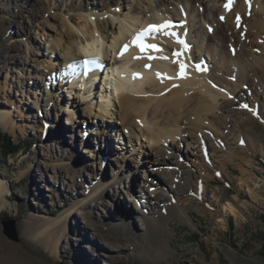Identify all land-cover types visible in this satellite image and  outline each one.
<instances>
[{
  "label": "rangeland",
  "instance_id": "rangeland-1",
  "mask_svg": "<svg viewBox=\"0 0 264 264\" xmlns=\"http://www.w3.org/2000/svg\"><path fill=\"white\" fill-rule=\"evenodd\" d=\"M8 1L0 0V7ZM236 2L237 0L234 3ZM23 3V6L19 8L22 12L14 9L12 3L10 4L11 14L0 11V17L13 20V22H7L0 18V85H4L5 77L11 78V82L15 84L18 82V86L23 89H20L19 94L24 91L22 94L23 107H25L23 116H26L28 112L30 114V119L18 117L16 111L8 105L11 100L16 102L20 98L15 94L18 89L17 84L11 93H6V101L3 92H0V112H11V118H15L18 125H25V131L22 134L19 130L13 133L7 131L4 129L5 124L0 123V133L12 137L21 146L17 153L8 155L6 158L0 151V181L7 185L5 200H1L3 201L1 204L5 203L6 207L0 213V264H264V123L262 121L254 125L257 144L251 149L248 146L245 148L241 145L235 146L232 140L230 142L232 146L225 145L224 141L220 143L214 136L208 137L210 130L205 129L202 131L205 137L203 138L202 134L200 136L206 145L205 151L201 152L202 158L193 148L197 147L196 144L189 146L182 141L179 146L181 154L172 151L173 156L178 153L179 156L181 155L179 162L182 164L181 167L183 166V171L188 172L189 175L184 174V178L183 172H180L179 177L174 180L172 179L174 176L172 177L169 173L155 176L160 179L159 186L162 189L157 191L165 193L168 199H173L172 203L178 202L181 208L188 212L190 221L181 218V211L180 214L178 213L179 216L177 214L169 216L170 220L168 219L166 229L168 232L165 237L171 245V251L167 257L159 258L153 253L150 255L133 243L117 242L118 248L114 250L106 245L115 244L116 241H102L95 235L90 225L94 222L95 225L103 228L105 234L113 235L112 226L108 223L115 222L119 217L117 214L120 210H113V207H117V201L127 205L135 219L139 217L137 207L141 208L139 205L143 202L139 185L151 183L157 186L158 184L154 175L150 173V165H144L140 161L143 156L148 157L149 154H151V161L155 157L148 143L142 138L141 148L138 146L137 150H133L136 162L133 161L130 164L134 169L129 174L127 172L133 188L129 187L127 192L120 193L122 190L117 189L119 183L115 184V187L109 185L100 200L102 204L98 205L99 199L95 202L98 205L95 213L99 216L83 217L77 214L78 206L75 207L74 213H71L76 200H82L84 195L97 185V181L104 185L106 181L113 180L115 172L118 171L117 159L121 156V150L116 149L119 148L120 132L118 134L119 125L116 119L106 118L102 122L96 119L95 111L90 116L85 113L87 102L91 101L90 103L93 102L97 107L101 101L99 96L104 89V77L96 76L98 79L95 83L98 81L96 83L98 87L95 86L90 99L83 100L79 97L78 90L70 95L72 79L70 82H67L68 80L62 82L64 79L62 75L66 74L60 66L63 61L62 49L55 50L51 55L48 51L54 38H62L65 43L71 42L70 37L76 40V34L70 35L69 29L79 26L81 20L77 17L80 15L86 17L87 14H92L96 22L98 20L102 23L107 20L114 22L113 31L107 32L109 29L103 31L110 38L103 44L104 51L107 53V60L104 58L103 60L105 65L116 62L119 64L118 60L123 59L118 58L116 52L114 53L108 46L114 36L113 33L119 32L120 23L117 18L125 19L126 15L131 16L129 12L135 9L140 11V8L146 10L144 14L147 15L146 17H152L154 13L148 10L158 7L161 8V13L167 11L165 13L171 20L173 19L176 28L188 34L190 44L188 50L181 46L182 49L178 51L180 55L177 56L185 58L191 56L195 58H193L194 61L200 59L202 63L197 66L202 69L204 65V68L209 70V76L223 81L227 80V77L217 70L214 61L212 62L211 57L207 55L205 43L208 41V36H214L221 26L228 25L226 24L228 23L227 15L240 9V4H236L237 6L234 4L230 8L231 11L225 12L223 0H144L141 2L140 0H23ZM254 7L252 3L249 15L239 11L241 24L244 20L248 22L254 19ZM219 11L225 12L223 19ZM178 14L180 18L176 17ZM182 14H185V19L181 17ZM65 23L67 27H64ZM219 24L221 26L218 28ZM94 27H97V24L93 26L91 23V29ZM191 27L195 40L190 36L192 35ZM28 29H31V33L27 38L24 33ZM225 34L230 40L231 35L224 31ZM263 34L261 39L256 41L260 44L257 43L259 46L253 50L255 54L262 51L264 47ZM23 40L25 41L22 42ZM228 40L227 43L221 41V44L218 38L213 37V43L218 46L221 54L231 51L232 47L230 48L231 44ZM232 41L234 53L241 52L242 45L239 46V42L234 39ZM8 42L21 43L23 50L28 49L29 55L21 54L19 58L21 63L10 65L4 50V45ZM177 44L179 43L176 42L175 47H178ZM155 53L157 54V50ZM37 67L41 68L40 72L35 71ZM186 70L187 67L185 73ZM32 77L43 80L39 81ZM222 84L215 83L213 89H226ZM229 88L228 86L227 89L231 90ZM227 99L231 101L234 96L230 95ZM69 110L75 114L73 122L69 120L66 113ZM113 113L112 111L110 115ZM86 120L88 124L85 123ZM102 128H109L108 133L111 135L96 136L97 134L93 133V131L102 132ZM120 128L124 131L122 126ZM123 135H127L125 131ZM108 141L111 143V148L114 147V152H117L115 156L108 155L106 147ZM63 150L65 154L62 153ZM131 150L132 148L129 149L130 153ZM168 151L171 150L168 149ZM70 153L73 155L68 162L60 161L62 154L66 157ZM228 153L234 154L235 158L226 160ZM81 167L84 168L83 172L73 187L71 186L72 174ZM63 179L66 184H63ZM239 180L247 183L240 185ZM173 181L178 189L172 184ZM182 186L185 193L179 195V189ZM170 188L175 189L176 192H172ZM249 188L252 189V194L248 192ZM114 193L117 195L115 198ZM149 193V191L145 194L143 192L148 201L152 199ZM186 199L200 203L203 210L205 209L204 213L201 214L197 209L192 208L191 202ZM228 202L236 209V215L226 211ZM68 210L71 220L66 224L65 236L60 239L55 254H52L38 240H32L24 234V224L28 220L57 218ZM9 219L16 221L18 241L9 239L5 234L3 221ZM141 228L143 225L137 220L134 231L142 234Z\"/></svg>",
  "mask_w": 264,
  "mask_h": 264
},
{
  "label": "bare ground",
  "instance_id": "bare-ground-1",
  "mask_svg": "<svg viewBox=\"0 0 264 264\" xmlns=\"http://www.w3.org/2000/svg\"><path fill=\"white\" fill-rule=\"evenodd\" d=\"M141 1L144 0H140V2ZM235 1L236 0H234V2ZM223 2L226 4L228 0H223ZM234 2L231 4L230 8L234 6ZM11 3L14 5V9L18 12H22V9L19 10V8L21 5L23 6V0H9L7 4L1 5L0 11L2 13L6 12V14H11ZM252 3L255 6L254 19L247 20L248 22L244 20L241 24L242 21L239 11L249 15L248 13L252 9ZM104 4L107 5L106 3ZM236 4H240V9L227 15L228 23L226 24L228 25H226V27H222L220 24L219 26L217 25L218 28L221 26L219 31H216L214 36H208V41L205 43L206 53L211 57L212 62L214 61L213 63L218 69L215 68L227 77V80L223 81L222 79L209 76V70L207 71L203 64L202 69L200 68V70H198V63H202L200 59L194 61V57L190 55V57L186 58L177 56L176 54L182 49L181 46L183 45L177 44L178 47H175L176 37L163 33L154 35L150 39L144 38V43L156 45L157 48L160 49L157 51V54L155 53L156 50L151 48L142 52L140 48L132 43L139 33V28L141 29V26H146L150 23L153 24L159 20L163 21V23H167L165 20H171L170 16L166 14L167 11H165L166 13H161V8L156 7L150 10H148V8V12H152L154 15H152V17H146L147 15H144L146 10L140 8V11L135 9L132 10L131 13L129 12L131 16L126 15L125 19L117 18L120 23L119 32L117 34L113 33L114 36L108 46L112 48L114 53L116 52L118 58H122L123 60H118L120 62L119 64L117 62V64L114 62L115 64L110 65L106 63L108 74L104 75V83L105 81L106 83L111 81L112 89L109 92V87L106 88L104 85V89H102L99 96L101 101L97 104V107L94 106L93 102L90 103L91 101H89L87 102L85 113L90 116L95 111L96 119L102 122L105 121L106 118L116 119L119 125L118 134L120 132L118 136L119 148L116 149L121 150V156L117 159L118 171L115 172L113 180L106 181L104 185L97 181V185L93 187L94 189L91 188V190L84 195L82 200H76L71 208V213H74L75 207L78 206L79 211L77 214L83 217L90 218L92 215L99 216V214L95 213V210L99 204H102L100 200L105 195L104 190H106L109 185L114 186L119 183L117 185L118 188L117 186L116 188L122 190L120 193L123 191L127 192L129 187L131 189L133 188L130 185L131 182L129 181L128 174L134 169L130 163L133 161L136 162L133 150H137L138 146L141 148L143 145L141 144L142 138L148 143L147 145L151 148L152 155H154L155 158L151 161V154L148 153L149 156H143L140 162L144 165H150V173L154 175V178L157 176L159 177L161 174L165 175L164 173H169L172 177L174 176V178L171 177L173 180L179 177L180 172H183L182 175H189L188 172L183 171V166L181 167L182 164L179 162V157L181 156L178 155L180 153L179 146L182 141L186 142L189 146H192L191 144H196L195 146L197 147L193 148L198 154L200 153L199 157L202 158L201 152L202 150L203 152L205 151L206 146L204 140H202L205 137L202 131H205V129L210 130L209 134H207L208 137L212 135L216 141L218 140L220 143L224 141L225 145H231L230 142L232 140L235 146L241 145V147L244 148L248 146L250 149L256 146L257 138L255 137L254 125L261 121L264 123V47L258 54H255L253 50L259 46L257 43L260 44V42L256 43V41L261 39L260 37H262L264 31V0H237ZM223 11H219L221 17L225 16L226 8L225 12ZM180 14L176 17L180 18ZM82 16L80 15L77 17L78 20H81L82 25L79 23V26L76 28L74 26V29H69L70 35L76 34V40H72V37H70L71 42L65 43L62 38H54V40L52 39L50 50L48 51H50L49 55H51L55 50L59 48L62 49L63 61L60 66L65 70L72 68L70 69L71 71L68 72L69 74H63V77L60 76V78H64L62 82L64 80L70 82V79H72L70 82V95H73V92L78 90L79 97H82L83 100H87L90 99V96H92L95 90V77L100 73L98 71L100 68L96 65L101 62L102 58L107 60V53L104 51L103 44H105V41H109L110 38H108L109 36H106L103 31H107L108 29L107 32L110 30L113 31L114 22L109 20L104 21V23H102L101 20L96 22L92 14H87L86 17ZM181 17L185 19V14H182ZM0 18L3 21L13 22L11 19L7 20L6 17ZM91 23L93 26L97 24V27L91 29ZM171 26L172 27L167 29V32L176 33L179 39L184 40L189 47L188 34L173 27V25ZM64 27H67L66 23ZM191 31L192 35L190 36L194 39L193 29ZM224 31L231 35L229 36L230 40H228L229 38L226 37V34L224 35ZM29 33H31V29L26 30L24 33L27 38ZM106 34L108 35V33ZM213 37L218 38L219 41L223 43H227L228 40L231 44L230 48L232 47L230 49L231 51L227 49L228 51L221 54L218 50V46L213 43ZM233 39L239 42V46L242 45L241 52L238 51L239 53L237 54H235L233 50ZM24 41L25 40L22 42ZM125 45L128 46L126 51L124 50ZM201 46L204 47L203 45ZM4 50L7 54L6 60L10 65L21 63L19 61L21 54L29 55L28 49L23 50L21 43L17 42L14 44H12V42L6 43L4 45ZM122 52L123 55H121ZM149 56L154 58L148 59ZM88 57L93 61H98L95 62V68L91 66V73L79 70V61L85 58L89 59ZM164 57L167 58L165 59ZM181 63L185 64L187 67L186 75L183 78L179 75ZM40 69L41 68L37 67L35 71L40 72ZM158 73L160 74L159 76ZM79 74H81V80H78ZM32 79L39 81L43 80L38 77H32ZM214 82L217 84L223 83L226 89H213L215 85ZM3 84V86L0 85V92H3V97L6 101V93H11L14 86L16 84L18 86V82L15 84V82H11V78L5 77ZM228 86L231 90L227 89ZM20 89L23 90L21 86H18L15 93L16 96L20 98L17 99L16 102L14 100L8 101V105L11 106L12 110L16 111L18 117L22 116L24 119H30L29 112L26 116H23V109L25 107H23L22 94L24 91L19 94ZM230 95L234 96V99L231 101L227 99ZM95 107L97 108L96 110ZM112 111L114 113L110 115ZM10 113L11 112H0V123L5 124L4 129L7 131L13 133L19 130L23 134L25 125H18L14 120L15 118H11ZM66 113L69 116V120L73 122L75 119L73 111L69 110ZM30 123L31 122H29V124ZM85 123L88 124L87 120ZM120 126L123 127L127 135H123L124 131L121 130ZM108 129L109 128H102V132L93 131V133L97 134L96 136L106 135L109 137L111 134L108 133L110 132ZM201 134L203 138L200 137L202 136ZM222 137L223 139H221ZM107 144L108 155L115 156L117 152H114V147L111 148V143L109 141ZM131 148L132 150L130 153L129 149ZM168 149L171 151H168ZM173 150L179 153L173 156ZM62 153L65 154L64 150ZM64 154H62L60 159L62 162H68L73 155V153H70L68 156L64 157ZM227 158H235V155L228 153L226 160ZM87 166L88 165H86V167ZM163 167H165V169H163ZM83 169L84 168L81 167L72 174L71 186L74 187L76 185L78 179L81 177L80 174L83 172ZM185 175L182 177L185 178ZM181 179L179 178V180ZM155 180L158 181L157 186L151 183L139 185L143 202L139 205L141 208L137 207L139 214L137 219H135L136 217L133 215V212L129 211L127 205L117 201V207H113V210H120L119 214H117L119 217L115 222L108 223V225L112 226L113 235L105 234L103 228H101L100 225H95L94 222L90 225L95 235L101 238L102 241H116L115 244L111 243L106 245L108 248L110 247L116 250L118 248L117 242L133 243L150 255L154 254V256H158L159 258L169 255L171 245L168 243L167 237H165V234L168 232L166 229L168 227L167 222L169 216L176 214L179 216V212L181 211L182 219L190 221V218L188 212L183 210L178 202L174 204L172 203L173 199H168L169 197L165 193H158L157 190H162L159 186L161 182L159 178ZM239 181L240 185H245L247 183L244 180ZM62 182L66 184L64 179ZM134 183L136 182L134 181ZM172 184L177 186L174 181ZM6 186L0 181V213L6 207L5 203L1 204V202H3L1 200H5ZM101 190L103 191L101 192ZM146 191L150 192V198H152L150 201L143 195V192L145 194ZM171 191L176 192L173 188ZM184 191L185 189L182 186V188L179 189V195L185 193ZM248 192L250 194L253 193L251 188L248 189ZM113 197L115 198L117 195L114 193ZM96 200H98V205H96L97 203L95 204ZM187 200L191 202L190 205L192 208L197 209L201 214L204 213L205 209L203 210L200 203L192 199H186V201ZM131 201L133 202L134 200ZM232 206L233 205L228 202L226 204V211L232 215H236V209ZM68 212L69 210L63 212V214L57 218L48 217L37 219L36 221L32 220L33 222L28 220V222L24 224L23 232L26 236L31 237L32 240H38L46 249H49L52 254H55L58 250L60 239L65 236V231L67 230L66 224L71 220L70 213ZM98 216L96 217L98 218ZM220 219L224 221V219ZM137 220L143 225V228H141L142 234L134 231V228L137 227Z\"/></svg>",
  "mask_w": 264,
  "mask_h": 264
},
{
  "label": "snow or ice",
  "instance_id": "snow-or-ice-1",
  "mask_svg": "<svg viewBox=\"0 0 264 264\" xmlns=\"http://www.w3.org/2000/svg\"><path fill=\"white\" fill-rule=\"evenodd\" d=\"M233 2H234V0H228V3L225 4L226 10H230L231 4ZM221 19H223V17H221ZM170 27H172V26L169 23H165V24H162V25H150L148 27V29H146L145 31H143L141 33H138L137 36L132 41V43L136 47L140 48L142 52L145 51L146 49H149V48L159 51L160 49L157 48L156 45H149V44L144 43V38L147 37V36H150V35H154L155 33L160 32L161 30H167ZM165 34L166 35H171L173 37H176V42L177 43L183 45L185 48L188 47L186 42L184 40L179 39V37H178V35L176 33L165 31ZM127 47L128 46L125 45V48H124L125 51L127 50ZM121 55H123V52L121 53ZM176 55H180V54L177 53ZM153 58L154 57H151V56L148 57V59H153ZM164 58L166 59L167 57H164ZM86 63H88V62H86ZM185 69H186V65L181 63L180 64V73H179L181 78H183L186 75ZM197 69L200 70V67L197 66ZM159 75L160 74L158 73V76ZM245 107H247V106H245Z\"/></svg>",
  "mask_w": 264,
  "mask_h": 264
},
{
  "label": "trees",
  "instance_id": "trees-1",
  "mask_svg": "<svg viewBox=\"0 0 264 264\" xmlns=\"http://www.w3.org/2000/svg\"><path fill=\"white\" fill-rule=\"evenodd\" d=\"M21 146L15 142V140L7 134L0 133V151L3 152V157L15 154L19 151Z\"/></svg>",
  "mask_w": 264,
  "mask_h": 264
},
{
  "label": "water",
  "instance_id": "water-1",
  "mask_svg": "<svg viewBox=\"0 0 264 264\" xmlns=\"http://www.w3.org/2000/svg\"><path fill=\"white\" fill-rule=\"evenodd\" d=\"M16 221L14 219L4 220L3 226L5 227V234L13 241H18V233L16 227Z\"/></svg>",
  "mask_w": 264,
  "mask_h": 264
}]
</instances>
